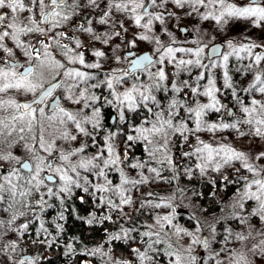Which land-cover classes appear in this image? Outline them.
<instances>
[{
  "label": "snow or ice",
  "instance_id": "1",
  "mask_svg": "<svg viewBox=\"0 0 264 264\" xmlns=\"http://www.w3.org/2000/svg\"><path fill=\"white\" fill-rule=\"evenodd\" d=\"M73 197L115 226L91 247ZM32 247L264 264V0H0V264Z\"/></svg>",
  "mask_w": 264,
  "mask_h": 264
},
{
  "label": "trees",
  "instance_id": "2",
  "mask_svg": "<svg viewBox=\"0 0 264 264\" xmlns=\"http://www.w3.org/2000/svg\"><path fill=\"white\" fill-rule=\"evenodd\" d=\"M140 151H137L139 153ZM199 190H203L202 185L197 186ZM87 198V197H86ZM227 199V197H225ZM187 201V200H185ZM179 203V200L177 201ZM188 202V201H187ZM201 204H207V201L201 200ZM72 204L75 206L76 211L73 212V214L65 221V228L66 232L64 233V239H62V245L66 242H72L77 247H82L84 244H87L89 247L95 245L96 243L101 242L102 237L104 236L103 229L105 227H108L112 230L115 229V226L110 224H92L89 225L85 223L84 220L78 219L77 216L81 217H87L89 212L92 211L91 203L88 204H81L78 199L73 197ZM69 211H72L70 208ZM212 211L219 212V207L209 208V213ZM49 214H54L53 210H49ZM67 215V213H66ZM184 219H187V216L184 215ZM34 235V232H33ZM77 240L81 241L82 243L77 244ZM29 243L27 242L26 247H29ZM65 249L63 247L60 248V252L62 253ZM39 253H43V255H47L45 248L35 249L34 247L30 248L27 254H32L33 256L37 255ZM57 253V251H55ZM123 252L125 256L129 255V253L123 248V245H121V248L116 250V254L120 255ZM86 259L83 256H74L72 258L65 257L63 255V259L60 256L50 257L47 261H42L41 264H77L78 261H82Z\"/></svg>",
  "mask_w": 264,
  "mask_h": 264
},
{
  "label": "flooded vegetation",
  "instance_id": "3",
  "mask_svg": "<svg viewBox=\"0 0 264 264\" xmlns=\"http://www.w3.org/2000/svg\"><path fill=\"white\" fill-rule=\"evenodd\" d=\"M97 46H99V45H97ZM144 51V49H143V47H141L140 48V52H143ZM145 51H147V50H145ZM106 111L108 112V115L106 116V118H105V123L108 125V126H113V120H112V116L115 114L114 112H112V110L111 109H106ZM60 244L62 245V240H60ZM60 248H58V249H56V250H53V249H46L45 248V251H46V253H47V255H45V256H47L48 258H50V257H55V256H60L62 259H63V252L61 253L60 251ZM55 251H57V252H59V253H57V254H55L56 252ZM28 255H32V254H29L28 253Z\"/></svg>",
  "mask_w": 264,
  "mask_h": 264
},
{
  "label": "rangeland",
  "instance_id": "4",
  "mask_svg": "<svg viewBox=\"0 0 264 264\" xmlns=\"http://www.w3.org/2000/svg\"><path fill=\"white\" fill-rule=\"evenodd\" d=\"M182 23H184V24H189V26H191L188 20H184V21H182ZM202 27L205 28V29H210V28H211V25H210L209 22H203V23H202ZM253 31H255V30H253ZM178 35H180V34L178 33ZM141 47H143L144 51H145V50H149V48H150V46L147 45V44H141V45H140V48H141ZM139 151H142V149L139 150ZM139 154H140V152L137 153V155H139ZM187 205H188V202L184 200V203H183V205H182V207H181V212H182L183 215H185V216H187L188 213H190L191 211H193V209L187 207ZM59 243H60V241H59ZM22 247H26V244L22 245Z\"/></svg>",
  "mask_w": 264,
  "mask_h": 264
}]
</instances>
